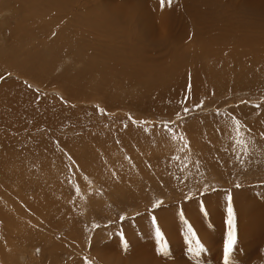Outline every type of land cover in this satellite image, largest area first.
I'll list each match as a JSON object with an SVG mask.
<instances>
[{
    "label": "rangeland",
    "instance_id": "rangeland-1",
    "mask_svg": "<svg viewBox=\"0 0 264 264\" xmlns=\"http://www.w3.org/2000/svg\"><path fill=\"white\" fill-rule=\"evenodd\" d=\"M263 1L186 0L187 9H177L178 3L172 0L168 6L165 0L163 8L159 5L155 9L146 0H130L132 6L141 4L146 13L156 10L155 16L144 14L148 29H155L153 38L148 39L151 44L146 57L151 60L144 64L146 69L138 59L132 61L135 69L134 65L125 66L128 60L121 61V52L113 54V43L102 40L96 41L101 50L97 56L85 54L80 41H75L71 52H55L58 56L43 51L46 34L10 31L12 12H1L0 23L6 18L12 22L0 28V52L9 56L17 42L23 58L41 53L33 62L28 58L25 66L39 67L35 71L44 70L47 79H38L34 70L33 75L21 73L25 79L7 75L12 70L0 58V88L15 80L26 90L25 97L46 100L41 106L55 126H38L30 135L46 138L48 146L57 152L48 153L47 159H53L48 164L36 163L31 177L11 187L9 194H0L1 207L11 214V225L18 227L13 236L1 234L0 264H225L229 194L237 240L229 264H264ZM117 4L115 0L107 6L110 16L117 15L111 12ZM170 9L177 12H172L168 23ZM198 17L199 21L192 24ZM165 24L167 34L163 36L175 38L173 44L180 46L183 39L174 36L183 34V29H218L222 52L227 53L229 49L224 47L232 46L240 54L223 67L209 69L220 80L207 81L206 60L185 62L184 55H175L173 60L167 54L170 47L160 34ZM118 25L121 40L128 36L134 39L137 21L121 17ZM185 43L186 39L181 45ZM131 44L136 42L131 40ZM40 64L47 67L46 71ZM65 72L76 75L73 83L80 87L64 89L59 76ZM233 116L244 126L242 138L247 151L243 154L235 143ZM168 121L174 133L165 129ZM6 132L0 127V137ZM89 144L99 148L95 153L107 154L106 159L99 162L95 158L90 164L109 162L114 170L107 166L108 171L92 170L89 178L83 174L91 175L88 171L76 168L75 151ZM56 157L62 162L58 168ZM19 162L26 165V160ZM181 212L184 220L180 219ZM214 212L221 217L215 218ZM185 220L202 246L198 257L188 250ZM157 226L163 241L156 238ZM161 243L166 252L160 251Z\"/></svg>",
    "mask_w": 264,
    "mask_h": 264
},
{
    "label": "bare ground",
    "instance_id": "bare-ground-1",
    "mask_svg": "<svg viewBox=\"0 0 264 264\" xmlns=\"http://www.w3.org/2000/svg\"><path fill=\"white\" fill-rule=\"evenodd\" d=\"M114 1L115 0H108L102 3L98 0H85V1H82V0H0V13L4 11L12 12L11 18H13L12 20H14V23L12 24V26L9 27L10 31H15L16 29H21V30L23 29L25 33H28V34L30 31L34 35H40L41 33H44V35L46 34L47 39L44 42L45 49L43 51H47L49 53L53 51L54 53L57 52V54L62 51H68V50L69 52H71L72 51L71 48L75 47V41L76 42L80 41V43H83L84 45L83 52H85V54L93 52V54L97 56L99 52H101V50H98L99 46L96 43V41L102 40L104 41V43H109V45L110 43H113L112 46L110 47V51L113 54H114V51L121 52V61L124 62L125 59L128 60L125 66L132 67V65H134L133 67L135 69L136 66L134 62L132 61L134 59H138L141 63H143L141 68L146 69L148 68V65L144 66V64H146L148 61L151 60L149 59L147 61V57H146L147 49L150 48L148 46L149 44H151L150 42H148L149 41L148 39L153 38V36L151 35L154 34L155 29H148L147 24L143 20H145L148 17L144 14H148L149 12L152 13V9L151 11L146 13L145 10L141 8L142 5L139 3L132 6L131 4H129L130 0H124V3H121V0H117L118 4L116 6V10L115 8L111 10L112 13L117 12V15L110 16L107 11V6L113 4ZM174 1L178 3L177 9H180L181 7H183L184 9V6L187 9L186 0H174ZM146 2L149 4V6H151L150 8L153 7L155 9H158L157 7L160 5V0H146ZM166 3H167V0H166ZM263 4H264V1H263ZM177 9L169 10V14L167 17L168 23H169V20L173 18L174 16L172 12H177ZM77 10H81V11L78 13L74 12ZM155 12L156 10H153L152 14L154 16H155ZM104 15H108V16L105 17ZM128 16L130 17V19L132 20L134 19L135 22L137 21V25H139V28L136 29V32L134 33V36H135L134 39L132 38L133 36L132 37L128 36L126 39L121 40V26L118 25V22H121V17H128ZM199 19H200L199 17L193 19L192 24H195L196 22H198ZM10 21H9V18L2 20V22L0 23V28H2V26H4L6 23ZM112 27H116V29H112ZM165 27H166V24L163 25L164 29H160V34L162 36L167 34ZM183 30H184V33L186 32L185 34L184 33L182 34V32L180 31L181 32L180 35L176 34L177 36H174V37H176V39H183V40L186 39L187 43H185L184 45H181L183 40H180L181 43H180V46H178L179 44H173L174 43L173 40L175 38L173 39L171 37L169 38L168 35L166 38L163 36L164 39H162L163 40L162 42L168 43V48L170 47L169 50L167 49L168 50L167 54L173 60H174L175 55L176 56L178 55L180 57L181 55H184L185 56L184 61L185 59L186 60L188 59L189 61L199 60L201 62L202 61L205 62L206 60L205 63L207 65H205V67L204 65H202V67H204L206 70L207 81L208 79H210L213 82L220 80V78L214 76L216 73L213 72V74L211 75L210 73L211 70L209 69H215L216 65H219L220 67L225 66V64L229 63V61H231L233 58H237V54H240V53L234 50L232 46H229L227 48L224 47L225 49H229L227 53L222 52L221 47H220V35L218 34V29H183ZM195 30L199 31V33L196 34ZM131 40L135 41L136 45L131 44ZM121 41H122V45H121ZM72 42L74 43V45ZM11 43H13V41ZM19 44H20V41H19ZM123 44L127 45V47L125 48ZM77 45L78 44H76V46ZM21 47H23V45H21ZM22 51H25V50H22ZM243 51H246V49L244 48V50H242V53ZM29 52L31 53V51H28V53ZM249 52L245 53L243 56H245ZM19 53H21V48L19 51L17 42L11 46L9 56H6L7 53L0 52V58L3 59L4 60L3 62H5L8 65V68L12 70L7 75L13 74V75H16L17 77H22L23 79H25L24 76L22 75L25 72L30 73L32 75L37 73L35 75L40 76V78L36 76L38 79H41V80L47 79L45 77V73H43L44 70L42 72L38 71L39 67L36 66L33 68L31 67L26 68L27 66H25L26 62L28 61V58H29V62L30 61L33 62L38 58L39 55H41V53L38 56H28L27 58L21 57L22 53L21 54ZM54 53L52 54L54 55ZM187 53H189L188 56H186ZM41 66H45V65L43 64ZM23 67L26 70H23ZM10 69H7V70H10ZM36 69L38 70L35 71ZM46 69L47 67L45 66V71ZM33 70L35 71V73H33ZM66 72H69V71H66ZM66 72L64 74L69 76L68 78H65V75L59 76L62 87L64 89H66L67 86H68L67 88L71 86L80 87V85L74 84L75 80L78 79L76 75H70ZM30 79L31 77L29 78V80ZM203 80H206V79H203ZM80 84L82 83L80 82ZM70 94L72 93L70 92ZM26 95H27L26 90H24V88H22L21 86L17 85L15 80L8 82L7 86H4L2 89L0 88V127H2V129L7 131L6 133H3V137H0V142L2 143V144L0 143V184L4 183L3 187L0 185V194H3V193L5 194V192L10 191L12 189L11 187H14L17 183L23 181L24 177L26 178L31 177L30 172H32L33 170H36L35 167L37 165H40L41 162L42 164L43 162H46L48 164L49 161H53V159L51 160L52 158L51 156H50V159H47V157L50 155V153H52V150L55 153L57 152L55 147L50 148L51 146H48L49 143L47 142L46 138H43L41 135H37V136L30 135V132H32L38 126H43V127L49 126V127L54 128L55 124L53 123L51 124L52 122L51 116L49 117L48 114H46L45 109H43V107L41 106V103L45 99L41 98L42 99L41 101L39 100L34 101V100L29 99V95H28V98L25 97ZM10 131H12L11 134H10ZM89 145L84 146V147L82 146L83 149H79L81 150V152H79V150H76L75 147L73 148L74 150H76L75 153H77L76 159L74 160V164L77 169L81 171L82 170L81 167H82L83 169H85L91 174L92 170L95 173H98L100 171H103L104 169L107 170L108 169L107 167H109L110 169L114 168V166H112L113 164L110 165L109 162L103 164L102 166L98 164L101 160L107 158V156H105L107 154L105 153H104L105 155H103L102 153L97 154L95 153V151L98 152L99 148L96 147L95 145L93 146L92 145L89 146ZM89 147H92L93 151H90L88 149ZM109 151L113 152V150L111 149H109ZM30 152H32L33 156L30 155ZM100 152H104V150H100ZM63 154H64V151H63ZM69 157L71 156L69 155ZM95 158H97L99 162L94 164L93 165L94 167H93L90 163L92 162L95 163L96 161ZM73 159L74 158H72V160ZM22 160H26V165L19 162ZM58 160H61V159H58V157H56L55 162H57ZM110 162L113 163L112 161ZM36 163L38 164L35 165ZM60 163L62 162L58 161L57 168ZM61 166L63 165L61 164ZM43 167L47 168V166H43ZM83 174L86 176H89V178L92 176V174L91 175H88L86 173H83ZM9 193L10 192H8V194ZM8 194L7 196L9 197L10 195ZM45 195H47L46 191H45ZM13 201L14 200H12V202ZM18 201L21 202L20 200ZM25 202L28 203V201H25ZM21 203H23V201ZM14 204L11 203V206H16ZM247 207H243V208L239 207V210H250ZM237 208L238 206L235 207V209ZM214 217L218 219L219 217H221V215L217 214V212H214ZM11 219L13 220V218H11V214L9 215V213H7V208L1 207L0 205V237H1V234L4 236H7L6 233L9 234L8 236H13V234H15V231H17L18 227L17 226L13 227L11 225V221H12ZM48 219L49 218H47V221ZM50 219H51V216H50ZM9 222H10V225H9ZM217 262L219 263V261Z\"/></svg>",
    "mask_w": 264,
    "mask_h": 264
},
{
    "label": "snow or ice",
    "instance_id": "snow-or-ice-1",
    "mask_svg": "<svg viewBox=\"0 0 264 264\" xmlns=\"http://www.w3.org/2000/svg\"><path fill=\"white\" fill-rule=\"evenodd\" d=\"M167 4H168V6H171L172 0H167ZM160 5H161V8H163L165 6V0H160ZM199 106L200 105H197L195 107H199ZM256 107L259 108L260 105L258 104V105H256ZM101 111H103V110H101ZM184 112L188 113L189 109L185 108ZM217 115H221V114L217 113ZM232 119L235 122L234 123V131H235V134H236V137H237L235 143L237 145H239V147L243 150L242 151V154H243V152L247 151V143L242 138V136H243L242 129H243L244 126L241 124V121L236 119L234 116L232 117ZM144 123H146V122H144ZM171 123H172L171 121L165 122L164 127H165L166 130L172 131L174 133V129H171L169 127V125ZM185 147H187V145H185ZM180 151H184V148H181ZM175 159L179 160L180 157H175ZM77 191H79V190L77 189ZM227 199H228V204H227L228 233H227V241H226V243L224 245V260H225V264H229L230 254L232 252L233 246L237 242V240H236V227H235V219L236 218H235V214L233 212L231 194L228 195ZM158 203H160V202H158ZM180 219L184 220V215H183L182 212L180 213ZM184 222L187 225L186 239H187L188 244H189L188 250L194 256L198 257V256H200V254H201V252L203 250L202 246H201L199 240H195V233L193 231L192 226L190 224H188V222L186 220ZM152 223H153V225H156V217L155 216L152 217ZM155 235H156L157 240L163 241V239H164L163 233L161 232V230H160V228L158 226L155 229ZM160 251L161 252H166L167 251L166 246L163 243H161V245H160Z\"/></svg>",
    "mask_w": 264,
    "mask_h": 264
}]
</instances>
